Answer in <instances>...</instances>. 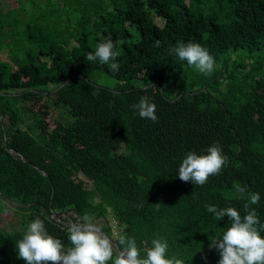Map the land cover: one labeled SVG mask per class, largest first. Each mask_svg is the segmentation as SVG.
<instances>
[{
  "label": "trees",
  "instance_id": "16d2710c",
  "mask_svg": "<svg viewBox=\"0 0 264 264\" xmlns=\"http://www.w3.org/2000/svg\"><path fill=\"white\" fill-rule=\"evenodd\" d=\"M27 1L0 4V221L14 207L23 224L0 227V264H25L16 242L37 217L70 247L85 214L116 243L126 231L141 256L162 237L168 258L218 264L210 244L230 222L206 205L243 216L234 185H246L264 223V0ZM109 36L117 72L86 59ZM179 42L205 47L215 70L169 55ZM142 96L156 122L133 108ZM214 143L227 166L203 186L181 181L186 154Z\"/></svg>",
  "mask_w": 264,
  "mask_h": 264
},
{
  "label": "clouds",
  "instance_id": "9594fccd",
  "mask_svg": "<svg viewBox=\"0 0 264 264\" xmlns=\"http://www.w3.org/2000/svg\"><path fill=\"white\" fill-rule=\"evenodd\" d=\"M115 48L116 44L109 36L97 44L95 52H89L86 59L108 64L113 72H117L120 65L116 62L118 53ZM173 54L202 73L210 75L215 70L214 57L199 43L179 42L169 49V55ZM133 108L142 119L153 122L158 119L156 104L147 96H142ZM227 164L228 157L223 154L222 147L214 143L207 148L206 154L188 152L179 165L178 177L181 181L203 186L210 176L219 174ZM234 188L240 198L247 199L243 206L245 214L242 216L234 207L206 205L207 212L213 214L216 221L226 216L230 222L227 229L213 238L210 247L219 253L218 264H264V237L260 235L264 223H261L256 209L251 207L260 202V194L249 192L246 185L235 184ZM68 240L70 247L50 235L44 222L37 217L28 225L23 238L16 242L18 257L25 264H108L109 261L112 264H185L182 259L167 257L169 245L164 238L153 239L152 246L141 256L134 237L122 230L116 243L87 214L81 217V222L69 226Z\"/></svg>",
  "mask_w": 264,
  "mask_h": 264
},
{
  "label": "rangeland",
  "instance_id": "374dc122",
  "mask_svg": "<svg viewBox=\"0 0 264 264\" xmlns=\"http://www.w3.org/2000/svg\"><path fill=\"white\" fill-rule=\"evenodd\" d=\"M29 2L30 1L28 0L27 3H29ZM0 4L3 6L4 9H9L11 7H15V6L19 5L17 0H0ZM156 22L159 25L162 24V21L159 18L156 19ZM98 83H99V85H102V86L113 87L115 84V80L112 78L101 77L100 79H98ZM52 115H53V117H56V116L58 117L59 113L54 110L52 112ZM52 126H53V124H52ZM80 177L85 180V178L83 176L80 175ZM1 217H2L1 221H0V227L1 228L12 229V228H21L23 226V224L20 221V214L16 211V209L14 207L9 208L6 212H4L2 214ZM92 222L94 224L98 225L99 227H101L103 224L101 219L94 220ZM109 223H110L111 229L113 230V232H115L116 224L112 218L110 219Z\"/></svg>",
  "mask_w": 264,
  "mask_h": 264
},
{
  "label": "water",
  "instance_id": "95a60500",
  "mask_svg": "<svg viewBox=\"0 0 264 264\" xmlns=\"http://www.w3.org/2000/svg\"><path fill=\"white\" fill-rule=\"evenodd\" d=\"M71 79H68V80H66V81H64L61 85H60V87L61 86H63V85H65L66 83H68L69 81H70ZM10 152H13L12 150H10ZM22 159H24L23 157H22ZM44 175H46V176H48L46 173H43ZM109 237V236H108ZM111 238V237H110ZM112 239V238H111ZM113 240V239H112ZM114 241V240H113ZM115 242V241H114Z\"/></svg>",
  "mask_w": 264,
  "mask_h": 264
}]
</instances>
